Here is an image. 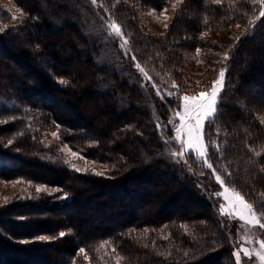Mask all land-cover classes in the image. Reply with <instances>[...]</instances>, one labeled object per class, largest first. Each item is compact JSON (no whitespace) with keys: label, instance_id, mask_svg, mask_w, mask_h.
I'll return each instance as SVG.
<instances>
[{"label":"trees","instance_id":"1","mask_svg":"<svg viewBox=\"0 0 264 264\" xmlns=\"http://www.w3.org/2000/svg\"><path fill=\"white\" fill-rule=\"evenodd\" d=\"M172 1L96 0L128 41L130 52L115 64L100 60L88 0H13L19 19L0 5V27L7 25L0 31V120H8L0 124V179L60 190L0 198V264H237V221L220 212L214 194L219 175L264 211V0H181L167 28L149 31L139 8L161 10ZM237 25L243 29L229 43L202 36ZM200 48L221 56L195 84L183 52ZM221 68L217 116L204 130L215 173L190 154L193 174L182 176L164 156L150 102L168 121L177 104L167 92L207 89ZM56 125L61 142L83 157L77 165L105 175L63 163L58 145L43 140Z\"/></svg>","mask_w":264,"mask_h":264},{"label":"rangeland","instance_id":"2","mask_svg":"<svg viewBox=\"0 0 264 264\" xmlns=\"http://www.w3.org/2000/svg\"><path fill=\"white\" fill-rule=\"evenodd\" d=\"M180 1L181 0H174L161 10H157L154 8H148V9L139 8L138 13L141 20L148 28V30L151 31L152 33L157 34L164 30L165 24L168 25L170 23L175 13L176 7L180 3ZM88 2L91 4L90 6H93L92 15H94V20H95L94 23L97 26L98 30L100 29L99 30L100 34L99 35L97 33L95 34L98 44L103 46V48L101 49L100 60L108 62L110 64L121 62L123 58L127 57V55H125V50L120 47L122 40L115 37L114 35L109 34V29L107 25L108 23H110V20L108 19V15L105 9L98 2H96L95 4L92 3V0H88ZM0 5H3L5 8H7L13 14V16L16 17L20 16L21 12L18 11V9L20 10V8L13 2V0H0ZM173 5H175V7H173ZM165 17H167V19H165ZM241 29H243V26L239 25V27L234 26L233 28L228 30L206 31L202 33V36L210 41H216L218 43H229L233 40V33ZM183 53H184L183 68L190 77L191 81L195 84L201 83V81L205 78V76L208 75L209 72L208 70L210 65L209 62H213V61L216 62L220 59L221 56L220 53L216 52L212 48H200L198 51L184 50ZM218 78H219V72L217 73L213 81L217 80ZM144 83L145 82H143L142 85ZM224 83H225V75L223 77V88H224ZM208 90H210V86L207 89H202L200 91H208ZM200 91L194 93H185V94L194 96V95H198ZM150 106L154 111V115L158 126V131L164 143V148H165L164 156L180 175L184 176L186 174L188 175L193 174L192 170L186 167L187 163H185L183 160L177 162L176 158H173L170 155L171 152L179 150L178 145L175 142L169 140L170 137L175 136L174 128L172 127L171 124H169V120L173 118V112L171 111L168 121H164L161 118L156 105L152 101L150 102ZM260 116L262 119H264V112L260 114ZM176 121L177 123H179L178 117H176ZM53 132H57V130H44L43 140L45 143L49 145L57 144L59 150L61 151V149H64L65 145L67 144L61 142L60 138L57 139L56 137L52 136L51 133ZM165 141L168 142L165 143ZM63 154L66 158H68L69 153L67 149H65ZM193 155L195 157L194 153ZM187 158L188 156L185 159L187 160ZM16 181H20V182L17 183ZM37 186H42L43 188H46L48 192H52V190H54L52 188H48L45 185H34L32 183L23 180L4 181L0 179V198L9 199L14 196L28 197L33 193L37 192L36 191ZM225 188H227L229 191L234 189L233 187L223 184L216 193H223ZM215 197L219 199L220 209H221V205H225V206L227 205V202L225 201L223 195L220 196L215 195ZM209 199L213 201L212 197H209ZM247 202L250 203L249 201ZM88 205L89 207L87 208L90 209L91 206L94 205V202L91 200L89 201ZM105 210L108 211V208L106 207ZM228 217L235 219L237 221V228H236L237 238H236V244L234 246V253L238 250L241 251V260L239 264H261L259 257L256 256V253L260 250V245H259L260 240L264 239V230L259 229L258 226L244 225L242 221H240L238 218H234L233 216H228ZM116 218H113V221H115ZM262 222L264 221L262 220ZM244 248L249 249L251 253L249 257H245L243 255L242 249Z\"/></svg>","mask_w":264,"mask_h":264},{"label":"snow or ice","instance_id":"3","mask_svg":"<svg viewBox=\"0 0 264 264\" xmlns=\"http://www.w3.org/2000/svg\"><path fill=\"white\" fill-rule=\"evenodd\" d=\"M216 3H220V0H215ZM92 3L95 4L96 0H92ZM175 7V5H173ZM18 11H20L18 9ZM260 16H264V10H261ZM13 19H19L16 16H13ZM167 19V17H165ZM109 29V34L114 35L115 37L122 40V43L120 44V47L125 50V55H128L130 52V49H128V41L124 38L122 29L119 24H117L115 21H111L107 25ZM168 25L165 24V28H167ZM239 27V25H237ZM5 28H7V25H4L3 27H0V31H3ZM237 40H239V37H237ZM227 54H225V59H227ZM132 61H136V56H131ZM136 69L143 75L145 80L149 83H151L152 78L148 75V73L145 71L143 67H141V64L137 61L134 65ZM225 75V69L221 68L219 70V78L215 81H213L210 85V90L208 91H200L198 95H183L178 96L177 93L179 92V88L174 85L176 88V91L173 92L169 90L167 92V96H171L174 98L175 103L177 104L176 109H171L173 112V118L169 120V124L172 125L175 131V136L170 137L169 140L172 142H175L179 150L171 152L170 155L173 158H176L177 162H180L183 160L185 163H187V160L185 159L190 154H195V157L197 161H205L206 167L209 169H212L215 173V169L213 168V165L211 163L207 162V145L205 144V125H211L216 116L218 111V106L220 104L219 94L223 90V77ZM61 84H67V81L64 79H60L59 81ZM155 87V85H153ZM160 90L157 89V94H159ZM27 111V110H26ZM176 117L179 118V123L176 121ZM15 119V118H10ZM8 120H0V124L7 123ZM57 132L51 133L52 136L59 139V125H56ZM167 127V126H165ZM22 134V133H20ZM168 141H165L167 143ZM13 141L9 140L8 144H12ZM67 149L69 155L68 158L63 159V163L70 167L71 169L77 171V172H89L91 171L95 175L103 176L105 175L104 171H97L95 167L89 168L84 167L81 168L77 165L75 162V159L82 160L83 157L80 156L79 152L71 151L70 148H68L67 145H65L64 149H61L62 152ZM216 180L223 185L224 181L219 176L216 175ZM17 183L20 181H16ZM36 191L39 192H48L46 188H43L42 186H37ZM59 189H54L52 192L48 193L49 195H52L56 192H59ZM215 195L220 196L223 195L225 201L227 202V205H221V213L228 216H233L234 218H238L240 221L243 222L244 225L248 226H258L259 229L264 230V211L257 213L256 209L254 208L253 204L248 203L244 196H242L238 191L235 189H232L229 191L227 188L224 189L223 193H216ZM68 193H64V196L61 198H67ZM23 198V197H21ZM7 201V198H5ZM25 219V218H21ZM145 233H147V229L144 230ZM66 235L65 232L61 231L59 233V237H64ZM37 239L41 241L49 240V239H55V237H48V236H40ZM23 243H26L27 241H21ZM109 242H104V244H101V248L105 247V245ZM260 250L256 253V256L259 257V260L261 264H264V239L260 240L259 242ZM115 251V249H113ZM243 255L245 257H249L251 255L249 249L244 248L242 249ZM85 252L84 248L79 249L78 254H82ZM235 261L237 264H239L241 260V251L238 250L234 253Z\"/></svg>","mask_w":264,"mask_h":264}]
</instances>
